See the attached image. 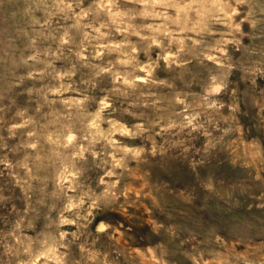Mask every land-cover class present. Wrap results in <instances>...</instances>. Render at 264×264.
I'll return each instance as SVG.
<instances>
[{"label": "clouds", "instance_id": "obj_1", "mask_svg": "<svg viewBox=\"0 0 264 264\" xmlns=\"http://www.w3.org/2000/svg\"><path fill=\"white\" fill-rule=\"evenodd\" d=\"M0 264H264V0H0Z\"/></svg>", "mask_w": 264, "mask_h": 264}]
</instances>
